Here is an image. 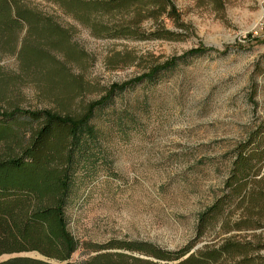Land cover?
<instances>
[{
  "label": "rangeland",
  "instance_id": "1",
  "mask_svg": "<svg viewBox=\"0 0 264 264\" xmlns=\"http://www.w3.org/2000/svg\"><path fill=\"white\" fill-rule=\"evenodd\" d=\"M23 1L72 28L68 43H76L84 56H66L67 42L44 47L85 84L76 87L50 62L23 63L19 49L24 32L17 35L13 54L12 41L0 38V68L7 72L0 78V110L18 106L77 113L105 87L137 77L154 63L187 50L209 49L154 82L141 81L118 94L104 111L113 122L94 118L106 162L87 177L76 173L77 193L65 216L79 247L68 261L77 263L96 253L85 243L97 249L113 241H146L164 251L194 244L189 252L196 254L226 238L264 240V227L225 230L217 223L197 239L194 232L197 213L212 201L226 176L228 151L251 126L264 122V0H171L179 21L149 17L139 30L162 28L173 37L144 39L95 37L82 23L102 22L103 12L91 11L78 21L53 2ZM124 52L129 55L121 57ZM98 252L175 264L117 248ZM256 254L264 264V249Z\"/></svg>",
  "mask_w": 264,
  "mask_h": 264
},
{
  "label": "trees",
  "instance_id": "2",
  "mask_svg": "<svg viewBox=\"0 0 264 264\" xmlns=\"http://www.w3.org/2000/svg\"><path fill=\"white\" fill-rule=\"evenodd\" d=\"M47 1L57 4L78 21L84 20L91 11L106 14L105 20L93 26H89L86 20L82 23L92 28L95 37L169 38L173 36L162 28L142 32L139 23L149 17L180 19L179 10L171 0ZM212 1L221 4V0ZM71 29L23 0H0V38L3 43L12 41L9 52L14 53L17 35L24 32L19 49L22 62H50L58 74L70 76L73 84L80 88L85 84L81 75L70 74L65 64L44 47L67 42L66 56H84L85 52L76 43H68ZM31 35L37 37L34 41L41 39L44 43L30 40L28 36ZM208 50L195 48L154 63L137 77L105 87L97 99L82 104L77 113H61L48 108L29 110L18 106L0 110V255L36 251L46 258L65 261L63 264H158L125 253L98 252L117 248L156 260L175 261V264H262L256 254L264 249V240L259 237L254 240L226 238L217 247L196 254L189 252L194 244L164 251L146 241H113L97 249L85 243L84 247L93 248L96 253L77 263L68 261L79 247V242L67 229L65 216L66 208L77 193L76 173L82 171V176L87 177L96 170L97 164L106 162L101 148V131L93 122L94 118L99 116L113 122L104 111L112 106L118 94L138 82H154L178 64ZM122 55L127 57L129 53ZM6 73L0 68L1 79L6 78ZM121 115L117 116L120 120ZM228 154V170L218 193L196 215V239L217 223L225 230L264 227V122L251 126ZM0 264L51 263L14 256L0 261Z\"/></svg>",
  "mask_w": 264,
  "mask_h": 264
},
{
  "label": "water",
  "instance_id": "3",
  "mask_svg": "<svg viewBox=\"0 0 264 264\" xmlns=\"http://www.w3.org/2000/svg\"><path fill=\"white\" fill-rule=\"evenodd\" d=\"M14 256L32 257V258L39 259V260H42V261H45V262H48V263H51V264H63L65 262V261H56V260H53V259L46 258L45 256L39 254L36 251H32L30 254H27L26 252H21L19 254H15V253L1 254L0 261L8 259L10 257H14Z\"/></svg>",
  "mask_w": 264,
  "mask_h": 264
}]
</instances>
